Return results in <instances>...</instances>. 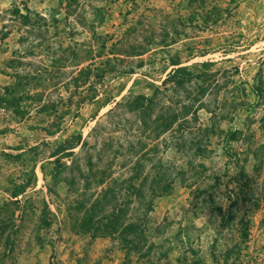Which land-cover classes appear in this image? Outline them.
Instances as JSON below:
<instances>
[{
  "label": "rangeland",
  "instance_id": "374dc122",
  "mask_svg": "<svg viewBox=\"0 0 264 264\" xmlns=\"http://www.w3.org/2000/svg\"><path fill=\"white\" fill-rule=\"evenodd\" d=\"M0 264H264V0H0Z\"/></svg>",
  "mask_w": 264,
  "mask_h": 264
},
{
  "label": "trees",
  "instance_id": "16d2710c",
  "mask_svg": "<svg viewBox=\"0 0 264 264\" xmlns=\"http://www.w3.org/2000/svg\"><path fill=\"white\" fill-rule=\"evenodd\" d=\"M109 191V190H108ZM108 193V192H107ZM106 193V194H107ZM155 195H157V193H154L153 192V196L155 197ZM138 197H139V200L141 199V201L142 202H144V199H143V195L142 194H138L137 195ZM151 210H152V204H151V202L148 204V206H146L145 208H144V210H143V213L144 214H147V213H149V212H151ZM90 217V216H89ZM107 217H118V215H116V213L114 212V213H110Z\"/></svg>",
  "mask_w": 264,
  "mask_h": 264
}]
</instances>
